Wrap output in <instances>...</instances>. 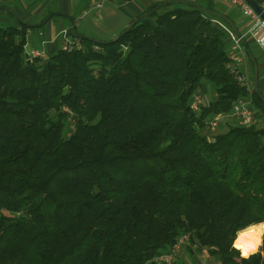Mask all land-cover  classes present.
I'll use <instances>...</instances> for the list:
<instances>
[{"label": "trees", "instance_id": "16d2710c", "mask_svg": "<svg viewBox=\"0 0 264 264\" xmlns=\"http://www.w3.org/2000/svg\"><path fill=\"white\" fill-rule=\"evenodd\" d=\"M168 1L117 40L70 29L80 47L46 59L0 26V264H161L183 234L218 264H264L232 247L264 221V103L253 92L252 126L208 130L248 95L230 27Z\"/></svg>", "mask_w": 264, "mask_h": 264}, {"label": "crops", "instance_id": "0c3cea01", "mask_svg": "<svg viewBox=\"0 0 264 264\" xmlns=\"http://www.w3.org/2000/svg\"><path fill=\"white\" fill-rule=\"evenodd\" d=\"M159 1L165 0H0V26L17 25L12 13L23 22L39 23L46 15L58 12L72 16L81 34L101 41H110L147 7ZM199 1L204 4L213 3L236 21L241 33L248 32L249 20L232 4L224 0ZM256 1L261 6L264 5V0ZM70 29L71 22L64 17H54L42 28L29 29L26 52L41 51L50 55L63 48L65 43H74ZM98 34L101 36H97ZM250 43L258 61L260 87L264 91V48L251 37ZM243 67L249 70L248 61ZM175 264H218V260L188 243L179 251Z\"/></svg>", "mask_w": 264, "mask_h": 264}, {"label": "built area", "instance_id": "2783aa9c", "mask_svg": "<svg viewBox=\"0 0 264 264\" xmlns=\"http://www.w3.org/2000/svg\"><path fill=\"white\" fill-rule=\"evenodd\" d=\"M239 9L241 14L249 20L250 27L244 36L247 35L253 38L257 44L264 43V29L253 30L254 25L257 22L264 23V20L253 10V8L246 2V0H224ZM264 9V5L261 6ZM230 38L231 46L229 50V57L233 63V72L237 75L238 81L246 86L248 95L247 97L241 98L238 102L233 105L232 111L227 114L214 115L207 119L206 125L208 130L212 133H217L222 125L225 123H234L241 126H252L256 124L255 112L253 109L252 94L254 92L253 80L250 78L246 67L247 57L241 43L240 38H238L231 29L226 28ZM259 42V43H258ZM74 47H80L78 42H67L64 44L63 49L70 50ZM30 58H43L46 59L48 55L41 51H32L27 53ZM241 70V71H240ZM206 97L203 94H195L191 100V109L200 113L202 107L206 104ZM190 243V236L188 234H183L179 236L173 246L169 251L159 255L155 261L161 264H175V260L179 251L186 245ZM194 247H197L194 245Z\"/></svg>", "mask_w": 264, "mask_h": 264}, {"label": "water", "instance_id": "95a60500", "mask_svg": "<svg viewBox=\"0 0 264 264\" xmlns=\"http://www.w3.org/2000/svg\"><path fill=\"white\" fill-rule=\"evenodd\" d=\"M246 2L253 8V10L261 17L262 20H264V9L261 7V5L256 1V0H246ZM169 4H188V5H193L196 8L201 9L203 12L214 16L222 21H224L229 27L230 29L234 32V34L240 38L241 43L243 45L245 54L247 59L251 62L253 68H254V79H253V88H254V92L255 94L261 99V101L264 103V94L261 91L260 88V84H259V67H258V61L256 59V57L253 54L252 48L250 46L249 41L247 40V38L240 32V30L238 29L237 25L226 15L224 14H220V13H216L213 12L207 8H203L200 5L196 4V3H192L188 0H169L168 1ZM14 16V19L17 23V26L20 28H26V29H39L42 28L43 26H45L52 18L54 17H64L66 19H68L71 22V31L74 37L81 39V38H85L88 39L90 41H93L95 43H103L104 41L95 39L93 37H89V36H85L83 34H81L78 31L77 28V23L76 20L70 16V15H66L63 13H51L48 15V17L39 23H26L23 22L16 14L12 13ZM152 13H144L138 17H136L135 19H133L131 21V23L128 25V27L123 30L122 32H120V34L115 38V40L119 39L121 36L125 35L127 32H129V30H131V28H133L138 22H140L143 19L148 18Z\"/></svg>", "mask_w": 264, "mask_h": 264}, {"label": "clouds", "instance_id": "9594fccd", "mask_svg": "<svg viewBox=\"0 0 264 264\" xmlns=\"http://www.w3.org/2000/svg\"><path fill=\"white\" fill-rule=\"evenodd\" d=\"M260 29H264V23L258 21L254 25L253 30ZM260 47L264 48V43H261ZM232 247L240 253L241 258L244 260H248L259 253L261 247H264V221L250 224L239 230L236 234V239L232 243Z\"/></svg>", "mask_w": 264, "mask_h": 264}, {"label": "rangeland", "instance_id": "374dc122", "mask_svg": "<svg viewBox=\"0 0 264 264\" xmlns=\"http://www.w3.org/2000/svg\"><path fill=\"white\" fill-rule=\"evenodd\" d=\"M82 30V28L80 27V31ZM120 34V33H119ZM118 34V35H119ZM95 35V34H94ZM117 35V36H118ZM97 36H101L100 34H98ZM248 74L250 75V78L253 80L254 79V68H252V66L249 65V70H248ZM205 93L206 95L212 99L214 97V91H213V86L211 84H206V89H205Z\"/></svg>", "mask_w": 264, "mask_h": 264}]
</instances>
